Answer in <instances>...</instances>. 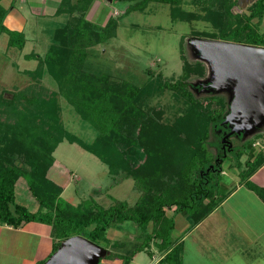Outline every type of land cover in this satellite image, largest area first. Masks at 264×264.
Returning a JSON list of instances; mask_svg holds the SVG:
<instances>
[{
	"label": "rangeland",
	"instance_id": "rangeland-1",
	"mask_svg": "<svg viewBox=\"0 0 264 264\" xmlns=\"http://www.w3.org/2000/svg\"><path fill=\"white\" fill-rule=\"evenodd\" d=\"M10 1L1 0L0 6L5 9ZM253 1L180 0L176 5L149 2L138 11L133 8L135 1L66 0L61 6V0H13L2 24L7 30L21 33L25 42L21 49L7 47L6 34H0V170L13 173L14 204L32 212H52L55 207L71 217L89 213L92 202L102 208L115 200L132 206L142 188L125 174L139 173L142 155L163 145L155 135V125L169 129L187 109L182 97L156 87L180 80L189 84L187 89L193 97L209 110L218 108L207 99L209 94L226 101L218 130L209 137L210 141L218 138V145L206 150L214 156L209 166L218 168L220 164L219 184L228 187L230 178L239 180V172L246 169L245 144L256 141L257 148L264 146V84L263 93L257 91L255 97L257 109L237 125L238 114L230 105L234 97L231 82L228 80L217 89L210 87L215 83L219 61L206 54L204 42L219 41V33L242 23ZM226 6L229 15L224 13ZM57 8L63 10L55 13ZM110 20L114 23L113 32L106 31V40L98 42L92 35L84 45V59L70 57L76 46L72 37L78 25L104 29ZM257 29H264V15ZM25 55L32 59L24 58ZM50 61L60 62L59 66L67 62V68L57 67L51 73L46 65ZM36 69L35 75L30 76ZM67 69V75L77 84L82 82L85 89L99 92V88H108L109 106L116 107L122 120L137 125L132 136L119 137L117 154L113 133L100 136L94 123L80 113L69 96L63 95L66 89L60 87L59 75ZM134 89L141 90V94L133 95ZM245 107L248 113L250 107ZM148 136L154 143L149 150ZM47 143L53 146L43 153L42 147ZM165 148L170 151V147ZM123 151L130 154L131 165L121 160ZM167 156L170 157L157 153L162 162ZM138 158L140 161L134 166ZM168 175V184L176 185V171L170 169ZM29 182L47 207L39 206L31 195ZM219 192H225L224 188L220 187ZM9 208L12 211L13 205ZM149 233L150 223L143 231L129 222L111 225L105 233L107 243L98 245L103 253L98 264H126L121 256L131 254L127 264H151L150 259L152 264H158L164 252L157 247L159 240L151 235L145 241L146 250L134 255V248ZM171 233L172 237L178 235L177 229ZM64 247L63 240L50 257ZM8 261L5 264L16 263Z\"/></svg>",
	"mask_w": 264,
	"mask_h": 264
},
{
	"label": "trees",
	"instance_id": "trees-1",
	"mask_svg": "<svg viewBox=\"0 0 264 264\" xmlns=\"http://www.w3.org/2000/svg\"><path fill=\"white\" fill-rule=\"evenodd\" d=\"M116 1H135L133 8L138 11L142 10L149 2L169 5H176L180 2V0ZM65 2L66 0H61V6H65ZM12 3L13 0L10 1L6 9L0 6V34H6L7 47L21 49L25 42L22 34L7 30L2 24L9 10L13 7ZM128 9H130V6ZM62 10L58 9L55 13H59ZM246 11L248 14L244 16L242 23L229 27V30L226 32L219 33L217 38L219 41L264 48V31L261 32L257 29L260 19L264 15V0H254L248 5ZM224 13L229 15L228 6L225 7ZM252 20H255V22L252 23ZM78 21L81 20L79 19ZM113 25L114 23L110 20L104 29H97L94 26L96 31L92 29V25L90 24L87 25L88 27L86 25H78L77 31L72 37L76 49L73 48L71 53L68 52L71 55L70 57L77 61H82L84 59L83 49L90 42V37L95 35L98 42L106 40V31L112 33L111 26ZM93 31H95V34H93ZM60 55L62 57L66 56L64 53H60ZM31 57L30 55L24 56L26 59H32ZM33 58H36V56H33ZM55 58L59 59L58 55ZM52 62H46L51 73L57 67L59 69L67 68V66H64L67 62L65 64L62 62V66H59L60 62L58 64ZM37 71L36 69L33 73L31 72L30 76H34V73ZM65 73L61 76L59 75L60 87L66 89L63 95L65 97L69 96L70 102L78 107L80 113L94 123L100 136L105 135L107 132L113 133L112 135L116 142L114 147L117 154L119 152L117 149L121 141L118 140L119 137L122 135L127 137L132 136L134 134V128L137 125H134L132 122H127L125 119L122 120L120 113L115 110L116 107L113 105L109 106L107 96L108 88H99V92L93 88L85 89L82 82L77 84L70 75H67L69 73L68 69ZM187 87H189V84L183 80L175 81L172 84L163 83L156 87L157 89L169 90L176 97L177 95L182 97L183 104L187 109L182 118L174 120L171 128L168 129L165 126L155 125V135L159 142L162 141L163 145L158 146L157 149L149 150L150 144L154 143L150 141L148 136L146 143H148L147 147L150 152L144 154V156L142 155L141 161H143V166L138 165L141 168L137 170L139 173L131 175L127 171V174H125L126 178L127 176L128 178L133 177L134 184L141 185L142 188L140 196L132 206H127L124 201L115 200L107 208H102L92 202L89 213L85 215L79 214L76 217L64 216L55 207L52 212H42L41 210H36L35 212L28 211L25 207L14 204L12 190L13 173L0 170V225L13 229H19L29 222L49 226L51 249L46 258L47 260L57 250L60 242L67 238L81 236L95 245H99L100 242L106 244L107 239L105 238V233L113 224L129 222L135 225L140 231H143L150 223L151 233L145 235V239L142 240L141 244L134 248V255L146 250L145 245L147 242L145 241H148L151 235L159 240L157 247L164 252L158 264H181L180 245L174 244V241L170 237L173 221L171 217L166 216L165 210L173 208L174 213L191 218L192 225H194L207 215L213 207L218 205L226 195V187L218 182V176L222 172L220 164H218V168L209 166V164H212L211 160L214 156L206 150L208 146L218 145V138L210 141L209 137L212 132H217L218 130V123L225 114L226 101L219 96L209 94L207 99L218 106L217 110H209L206 106H201L197 102L198 100L193 97V94H191ZM140 91L134 89L131 92H134L133 95H139L141 94ZM94 95L96 96L93 97ZM27 103L30 104L31 102ZM119 121L122 122L121 125H119ZM144 135L147 137V133ZM122 140H126V138ZM246 145L248 147L245 161L246 169L239 172V180L244 181L246 186L252 188V185L245 180L264 161V157L259 152L256 154L252 152L251 142ZM52 146L49 143L43 145V153H48ZM165 146L170 147L171 152ZM126 152L119 153L125 165L131 162L129 159L130 154ZM157 153L169 154L170 157L167 156L165 162H162V160L159 161L157 158ZM150 154L153 157H150ZM139 159L134 166L139 163ZM221 159L223 160V157ZM160 164L161 166H159ZM169 166L172 168H169ZM170 169L176 171V176L178 177L176 185H172V183L168 184L167 179H170L168 170L170 171ZM29 183L28 190L35 197L39 206L47 207V202L33 192L32 183ZM220 187H223L225 192L220 193ZM204 200H207V202L204 203ZM10 205H13L12 211L9 208ZM132 255L121 256L122 263L127 264ZM105 258L106 256H104ZM44 261L37 262L36 264H42Z\"/></svg>",
	"mask_w": 264,
	"mask_h": 264
},
{
	"label": "crops",
	"instance_id": "crops-1",
	"mask_svg": "<svg viewBox=\"0 0 264 264\" xmlns=\"http://www.w3.org/2000/svg\"><path fill=\"white\" fill-rule=\"evenodd\" d=\"M250 142L255 154L264 151V146L252 147L257 142ZM245 181L252 188L230 178L225 198L194 225L191 218L174 213L173 208L165 210L173 221L171 232L177 229V237L171 232L170 236L180 245L181 264H264V161ZM33 223L19 229L0 225V264L46 260L50 230Z\"/></svg>",
	"mask_w": 264,
	"mask_h": 264
},
{
	"label": "water",
	"instance_id": "water-1",
	"mask_svg": "<svg viewBox=\"0 0 264 264\" xmlns=\"http://www.w3.org/2000/svg\"><path fill=\"white\" fill-rule=\"evenodd\" d=\"M204 50L206 54L219 61L215 83L210 87L217 89L228 80L231 82L234 97L230 105L231 110L238 114V118L235 119L238 125L244 117L250 118L251 113L257 109L258 103L255 99L257 91L259 94L263 93L264 48L223 41H206ZM247 105L250 107L248 113L244 111ZM64 242L65 247L58 249L44 264H98L102 257V249L81 236L67 238Z\"/></svg>",
	"mask_w": 264,
	"mask_h": 264
},
{
	"label": "built area",
	"instance_id": "built-area-1",
	"mask_svg": "<svg viewBox=\"0 0 264 264\" xmlns=\"http://www.w3.org/2000/svg\"><path fill=\"white\" fill-rule=\"evenodd\" d=\"M257 146V143L253 144L252 147H256Z\"/></svg>",
	"mask_w": 264,
	"mask_h": 264
}]
</instances>
